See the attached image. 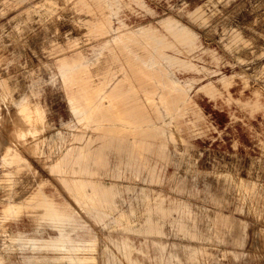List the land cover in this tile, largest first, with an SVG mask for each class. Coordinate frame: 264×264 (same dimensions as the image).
<instances>
[{"label":"rangeland","instance_id":"obj_1","mask_svg":"<svg viewBox=\"0 0 264 264\" xmlns=\"http://www.w3.org/2000/svg\"><path fill=\"white\" fill-rule=\"evenodd\" d=\"M122 2L129 6L122 5L109 21L101 20L94 36L85 23L90 16L73 0H0V81L4 82L0 85V263L72 264L67 257L79 248L75 256L91 259L87 264H264V142L263 150L239 152L241 157L229 161L233 165L219 159H228L222 152L232 154L231 149L212 141L216 128L195 99L202 93L211 100L223 98L235 103L237 113H246L245 117L250 109L246 99L239 101L242 88L247 97L255 95L264 102V0ZM21 25L35 32L24 44L17 37ZM64 55L89 61L93 78L109 60L123 66L141 59L138 70L131 71L132 85L141 87L149 101L175 100L172 120L179 121L178 114L188 112L187 123L175 133V144L163 154L147 155L150 164L156 163L155 182L148 180L147 170H140L138 181L112 176L116 166L126 170L137 139L122 138L120 155L113 149L99 153L102 162L91 166L94 180L112 193L108 208L94 204L88 209L77 202L59 175L50 171L68 149L103 142L72 114L58 69ZM137 71L142 73L135 76ZM235 80L238 85L227 87L226 81ZM45 88L52 91L44 94ZM130 96L126 90L121 99L109 103L108 114L91 120L121 119L133 104ZM22 98L40 102L45 115L49 106L56 125L46 117L49 129L30 127V134L23 135L27 126L16 105ZM68 122L72 127L63 126ZM57 132H62V139ZM38 133L42 134L31 137ZM61 140L65 141L61 150H54L52 144ZM40 141L37 154L32 147ZM7 149L20 154V165L1 163ZM68 166L62 175L71 178ZM39 191L74 213L73 230L80 237L59 238L45 231L50 226L40 223L39 208L22 211L13 221L4 219V205L25 204ZM156 195L166 199L163 207L168 210L165 216L155 212L151 216L159 233L146 231L147 210L155 206ZM182 208L188 211L184 217L178 214ZM96 209L102 214L96 215ZM108 216L114 221L98 220ZM178 219L190 235L174 229ZM26 239L54 245H31Z\"/></svg>","mask_w":264,"mask_h":264},{"label":"crops","instance_id":"obj_2","mask_svg":"<svg viewBox=\"0 0 264 264\" xmlns=\"http://www.w3.org/2000/svg\"><path fill=\"white\" fill-rule=\"evenodd\" d=\"M75 5H77L81 10L85 11L90 17L85 20L88 27L89 34L98 35L96 31L100 29L99 23L102 21H109V15H114L119 13L122 5L126 7L129 6L128 3H123V0H73ZM136 2V0H131ZM104 15L103 18L100 17V13ZM171 16V15H170ZM174 17V16H173ZM175 18V17H174ZM177 20V19H176ZM181 22V21H180ZM182 23V22H181ZM183 24V23H182ZM143 25V24H141ZM185 25V24H184ZM131 29L132 27H125V29ZM191 30L190 27L187 26ZM34 28L27 29L26 26L21 25L17 29V37L21 39L20 43L24 44L29 39L34 38L35 32L31 31ZM20 44V45H22ZM109 44L102 43L101 45ZM113 44V43H110ZM114 45H116L114 43ZM22 50H20L21 52ZM100 52L102 50H99ZM126 59V58H125ZM147 60V59H146ZM131 56H129L128 62H132ZM142 61L141 59H135V62L127 65H118L116 59L109 60L105 63V66L97 74V77L93 78L89 71L90 62L85 59H79L76 57H70L64 55L60 58L58 62L59 75L68 90V102L72 114L78 124L82 125L86 130H90L98 135V139L103 140L94 147V141H89L84 145H78L74 148L68 149L64 157L57 160L51 167L50 171L53 174L59 175V180L66 186L69 192L73 195V198L77 202H83L85 207L92 209L94 204L101 207L108 208L111 201L108 199L112 194L107 188H102L99 186L98 182L94 180L96 173L93 172L91 164H96L102 162V158L99 153L102 150L113 149L116 155L121 154V142L120 140L126 136H131L134 140L131 145V152L126 162V170L116 166L113 169V177L116 178H131L133 181L140 180V170H147L149 181H156V163L150 164L147 155L163 154L169 144H175L176 142V131L182 128L185 121V117L188 112H181L178 114L180 118L179 121L172 120L173 109H177L174 105L175 100L170 101H149L148 96L143 94L142 88L139 86H133L131 83V71L138 70L137 62ZM142 71H137L135 76ZM243 82V81H242ZM4 82L0 81V85ZM238 85V81H226L227 87L230 85ZM244 84V82H243ZM245 85V84H244ZM126 90L131 91L130 100L131 108L127 111L126 115L120 114L121 119L115 120L113 122L91 120L93 117H102L108 114V109L110 108L109 103L114 100L121 99V95L126 92ZM51 92V89H43V93ZM118 93V95H116ZM148 94V92H145ZM245 89L242 88L239 97V101H246L245 105L248 103V108L250 109V116L245 117L240 116L237 113V105L229 101H223L221 99L211 100L206 94H198L195 99L202 110L203 115L210 121L212 128H216L215 131L217 135L213 142L219 140L223 145H226L231 149L232 154H227L222 152L226 158L220 157L230 165L229 162L237 157H241L239 152L244 150H258L261 148V143L264 142V102L259 100L255 95L247 97L245 94ZM94 94V95H93ZM136 94H143L139 97L134 96ZM245 94V96H243ZM254 94V93H253ZM5 98V96H3ZM16 105L18 106L19 113L22 117L23 126H29L33 129H43L44 131L50 128V125L46 119L51 122V124L56 125V121L52 120L53 115L51 113V108L47 106L46 115L45 109L40 102H29L26 98L16 99ZM162 100V99H160ZM238 100V99H237ZM45 102V98H44ZM142 102V103H141ZM194 104L193 101H191ZM196 107V105H195ZM196 113L200 114V110ZM150 110V111H148ZM248 110V109H247ZM256 110L257 111L256 113ZM120 112V111H119ZM161 118L159 121H151V119ZM95 119V118H94ZM169 119V121H166ZM163 120L165 125L160 122ZM183 121V122H182ZM249 121H253L251 124ZM58 125V124H57ZM63 126L72 127V122L64 123ZM256 127V128H255ZM21 128H19L15 134L20 135ZM43 131V132H44ZM42 132V133H43ZM42 133H38L33 138L39 137ZM59 139L63 138L62 132H57ZM76 141H81V136L75 137ZM24 140V139H20ZM116 141V142H115ZM65 141H59L53 143L54 150H61L60 148L65 144ZM43 142H36L33 144V151L37 154L40 153ZM261 150H263L261 148ZM239 165L242 167V158H239ZM119 160V158H117ZM118 162H121L120 160ZM1 163L7 167L18 166L22 163V157L18 153H12L10 149H7L1 156ZM68 163L69 173L72 174L71 178L63 176L62 173H67L64 170V165ZM227 164V163H226ZM130 171V172H129ZM144 180V179H142ZM145 181V180H144ZM90 189V192H87ZM255 192V190H254ZM252 191V195L253 193ZM166 199L161 195H156V204L152 208L147 210V227L146 231L159 233V230L155 226L151 225V216L155 214L160 216H165L168 212L167 209L163 207ZM65 202H67L65 200ZM57 205L48 196H46L42 191L37 192L30 198L29 202L25 204H11L7 203L2 208L3 217L5 220H15L22 211L36 210L39 208L41 210L39 221L40 223H46L50 227H46L47 230L53 236L59 238H73L80 237V232H75L74 227L77 228L72 222H75L74 213L69 209L64 207L62 203ZM66 205V203H65ZM94 210V209H93ZM96 215L102 214L100 209H96ZM188 211L185 209H179V216H186ZM105 216V215H103ZM78 220V219H77ZM99 221L112 222L114 219L110 216L107 218H98ZM61 226V227H60ZM110 228V225H108ZM173 227L175 230L181 231L184 235H190L186 224L178 219L174 222ZM77 231V230H76ZM38 235V234H37ZM193 235V234H192ZM50 237V235H49ZM31 245L38 244H52L51 242H45L35 239H26ZM54 245V244H52ZM65 252L71 250L63 249ZM81 251V249H73L67 259L72 264H87L91 259L77 257L76 252ZM3 264V263H0Z\"/></svg>","mask_w":264,"mask_h":264},{"label":"bare ground","instance_id":"obj_3","mask_svg":"<svg viewBox=\"0 0 264 264\" xmlns=\"http://www.w3.org/2000/svg\"><path fill=\"white\" fill-rule=\"evenodd\" d=\"M30 130H31V128L29 126H27L26 130L23 131V135L30 134Z\"/></svg>","mask_w":264,"mask_h":264}]
</instances>
